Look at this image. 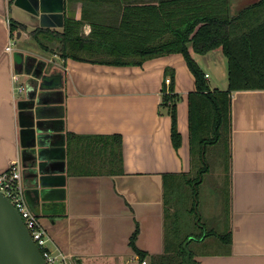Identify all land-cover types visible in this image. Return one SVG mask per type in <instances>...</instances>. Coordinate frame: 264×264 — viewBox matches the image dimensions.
<instances>
[{"label": "crops", "instance_id": "obj_1", "mask_svg": "<svg viewBox=\"0 0 264 264\" xmlns=\"http://www.w3.org/2000/svg\"><path fill=\"white\" fill-rule=\"evenodd\" d=\"M16 1L0 0V172L20 164L29 207L50 238V249L67 264H136L139 252L147 262L162 255L165 176L192 169L188 95L196 91V81L184 56L115 63L122 0H19L17 6ZM231 1L235 9L242 0ZM19 53L47 63L37 121L36 153L42 161L27 176L18 102L26 97L30 77L19 74L25 90L16 93L12 74H18ZM217 57L227 62L222 49L194 55L211 91L228 88V75L222 88L210 84L204 64ZM167 70L174 71L179 96L178 149L172 118L161 106L163 87L171 82ZM230 129L229 226L221 236L230 235L231 241L215 240L220 249L208 246L194 260L264 264V89L232 93ZM115 136L122 139L121 172L111 156Z\"/></svg>", "mask_w": 264, "mask_h": 264}, {"label": "trees", "instance_id": "obj_2", "mask_svg": "<svg viewBox=\"0 0 264 264\" xmlns=\"http://www.w3.org/2000/svg\"><path fill=\"white\" fill-rule=\"evenodd\" d=\"M122 13L117 37L118 60L120 65L141 64L143 61L172 53H181L196 81V91L188 95V124L191 153V172L187 175H167L164 180L165 235L164 253L152 256L149 264H185L187 253L191 262L195 254L190 245L196 242L206 248L213 244L208 238L211 233L201 226L200 235L187 231L194 224L200 225L199 213L194 206L189 212L196 214L195 221L182 218L177 213L170 196L181 187L180 177L196 190L203 181V174L209 170L206 153L209 145L224 148L229 152L231 127V96L236 91L264 89V0L243 5L232 11L231 0H122ZM11 31L15 29L10 24ZM222 49L228 64V88L210 90L206 75L196 62L194 55H205ZM169 85H164L161 106L172 118V143L178 149L182 136L178 130L177 102L174 71ZM112 160L121 172L123 166L122 139L114 137ZM196 177L189 181V175ZM175 198V197H174ZM198 199V198H197ZM172 201V200H171ZM195 204V201H194ZM180 214V215H179ZM187 232V233H186ZM205 233V235L203 234ZM215 236V234H213ZM212 236V237H213ZM217 236V235H216ZM218 237V236H217ZM136 235L132 238V243ZM191 238L187 248L184 244ZM228 243L230 235L220 236ZM224 239V240H223ZM208 248V247H207ZM143 262L147 255L139 252Z\"/></svg>", "mask_w": 264, "mask_h": 264}, {"label": "water", "instance_id": "obj_3", "mask_svg": "<svg viewBox=\"0 0 264 264\" xmlns=\"http://www.w3.org/2000/svg\"><path fill=\"white\" fill-rule=\"evenodd\" d=\"M17 5L19 0L16 1ZM30 13L36 15L32 11ZM18 56L20 60H16V72L30 77L26 82V97L18 102L24 176H27L30 171H36V168L40 166L39 162L42 161V153H36L37 144L41 143L37 121L43 111L42 105L45 103V92H39V88L45 85L44 72L47 63L21 53ZM190 240L191 238L184 244L185 249ZM0 264H46L40 248L33 240L20 213L1 190ZM185 264H193L188 253Z\"/></svg>", "mask_w": 264, "mask_h": 264}, {"label": "rangeland", "instance_id": "obj_4", "mask_svg": "<svg viewBox=\"0 0 264 264\" xmlns=\"http://www.w3.org/2000/svg\"><path fill=\"white\" fill-rule=\"evenodd\" d=\"M256 0H245L243 5L247 6ZM238 5L234 4V8H238ZM233 9V4H232ZM234 11V9H233ZM235 12V11H234ZM17 43V37H14ZM14 49L18 48V44H14ZM225 60V58H223ZM220 58L208 59V64L204 66L208 71V77L211 85L220 84L219 87H223V82L227 83L228 66L227 62ZM224 62V63H222ZM206 160L209 170L203 174V181L198 184V190L195 193V186L193 183L188 184L183 177H180L181 187L175 192V196H170V203L174 204V208L182 218L192 220L196 223V214L191 210L194 206L196 211L200 214V225H193L188 229V233L197 236L202 232L201 226H204L208 232L215 234L208 238L213 244L208 246L212 247L211 250H218L220 247L215 240H218L217 236H223L227 233L229 226V182H228V170H227V154L224 152V148L216 145H209L207 147ZM196 175H189V181L193 180ZM175 197V198H174ZM198 198V199H197ZM172 200V201H171ZM195 201V204H194ZM186 232V233H187ZM205 235V233L203 232ZM217 235V236H216ZM218 242V241H217ZM207 246V247H208ZM207 247L204 249L201 245L192 242L190 245L191 251L194 254H201L204 251H208Z\"/></svg>", "mask_w": 264, "mask_h": 264}, {"label": "built area", "instance_id": "obj_5", "mask_svg": "<svg viewBox=\"0 0 264 264\" xmlns=\"http://www.w3.org/2000/svg\"><path fill=\"white\" fill-rule=\"evenodd\" d=\"M6 52H12V44L7 46ZM19 80V74H12V82L16 84L14 88L16 93H22L25 90L24 86L19 85ZM0 190L9 198L20 213L33 240L40 248L46 264H67V258L63 254L53 252L50 249V238L41 226L38 217L34 215L29 207L22 181L21 167L18 162L11 164L7 170L0 172ZM136 264H148V262L145 260Z\"/></svg>", "mask_w": 264, "mask_h": 264}]
</instances>
